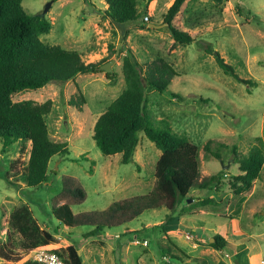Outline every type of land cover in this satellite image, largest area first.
I'll return each instance as SVG.
<instances>
[{"label":"rangeland","instance_id":"rangeland-1","mask_svg":"<svg viewBox=\"0 0 264 264\" xmlns=\"http://www.w3.org/2000/svg\"><path fill=\"white\" fill-rule=\"evenodd\" d=\"M173 1L137 0L139 19L124 27L104 16V0H22L28 14L43 15L49 4L44 16L51 29L39 36L44 43L76 50L86 63L113 59L111 69L117 75L111 81L104 73L78 74L64 83L51 82L14 95V101L51 100L45 115L49 135L66 142L68 154L53 156L47 181L29 187L20 174L30 142L23 151L20 141L2 150L0 139V244L6 241L10 212L26 204L57 245L71 243L80 250L83 264H258L264 247V164L246 192L234 195L228 179L239 172L238 162L251 147L260 145L264 153V0H185L172 21L192 34L189 44L175 42L164 22ZM125 28L128 32L122 40ZM127 48L139 63L162 57L173 65L178 75L166 91L146 92V108L153 119H166L173 131L186 134L198 146L200 179L220 170L226 175L219 190L201 191L202 197L212 196L204 211L191 215L189 198L172 211H145L124 225L138 229L142 238L130 235L121 243L128 234L121 236L123 225L87 236L90 226L63 225L52 215L51 203L61 192L63 176L75 178L85 192L82 202L71 203L74 214L102 211L114 201L147 194L153 187L160 150L143 133L128 163L120 161L121 154H102L92 137L96 119L125 87L121 65ZM211 50L231 64L239 77L256 85L225 74ZM79 92L84 103L77 108L69 100ZM209 140L211 151L220 158L204 149ZM182 215L188 219L181 227ZM175 224L181 232L170 241L186 256L162 237L164 225ZM217 235L227 241L221 249L212 245ZM13 239L17 244L13 261L0 258V264H27L32 253L19 247L18 234ZM160 248L170 257L162 258Z\"/></svg>","mask_w":264,"mask_h":264},{"label":"trees","instance_id":"trees-1","mask_svg":"<svg viewBox=\"0 0 264 264\" xmlns=\"http://www.w3.org/2000/svg\"><path fill=\"white\" fill-rule=\"evenodd\" d=\"M104 1V16L112 23L126 27L139 19L137 0ZM184 2L174 0L167 9L164 22L175 42L189 44L193 40L192 34L172 21ZM21 3L22 0H0V139L3 141L2 150L20 141V150L23 151L26 143L30 142L28 159L20 178L29 187H40L47 181L48 172H53L49 168L51 158L68 154V146L66 142L55 141L49 135L45 115L50 111L51 100L41 103L29 99L14 101V95L40 89L51 82L64 83L78 74L104 73L111 81L117 74L113 70L104 72L100 69L105 60L86 63L76 50L44 43L39 36L50 31V21L44 15L26 13ZM238 10L242 15V9ZM127 32V28L122 31V40ZM211 53L225 74L240 83L256 85L251 79L239 77L234 67L225 62L217 51L211 50ZM121 68L125 87L96 119L92 135L95 144L102 154H121L120 161L128 163L139 143V135L143 133L160 150V155L153 171V187L147 194L114 201L102 211L74 214L70 205L82 202L85 192L72 176L61 178V192L52 200L51 213L67 227L90 226L87 236L124 226L148 210L165 208L172 211L194 188L219 190L225 173L220 170L200 179L198 146L186 134L173 131L166 119H153L146 108V92L166 91L173 77L178 75L173 65L162 57L139 63L131 49L127 48ZM83 103L84 97L80 92L75 99L69 100V104L77 108ZM210 143V140L207 141L204 149L220 158L218 153L211 151ZM232 152L236 155L235 147ZM263 164V150L260 145H254L239 160V172L228 179L234 195L251 189ZM210 201L212 198L204 199L200 204ZM167 229H175V226ZM125 232L138 233V230L125 226ZM13 234L20 236L19 247L29 253L44 248L57 253L66 264H83L78 248L71 243L57 245L54 236L40 227L26 204L12 209L9 214L6 241L0 244V258L6 261H13L15 256L17 244ZM167 240L180 252L169 238ZM226 243L222 236L217 235L212 245L221 249ZM161 250V257L169 255ZM26 263L37 264L29 258Z\"/></svg>","mask_w":264,"mask_h":264},{"label":"crops","instance_id":"crops-1","mask_svg":"<svg viewBox=\"0 0 264 264\" xmlns=\"http://www.w3.org/2000/svg\"><path fill=\"white\" fill-rule=\"evenodd\" d=\"M224 166V165H223ZM224 168H226V166H224ZM227 172V171H226ZM229 173H230V171H229ZM224 175H226V174H224ZM205 189H207V188H203V189H199V188H194V189H192L191 190V192H189L188 193V195H187V198H189V199H187L188 200V205L187 206H191V208H189V212H190V214L192 215V214H197V213H200V212H202V211H204L207 207H206V204H208V203H206V204H200V202L202 201V200H204V199H208V198H205V197H202V196H204L203 195V192H201L202 190H205ZM194 193H196L194 196H193V194ZM210 198H212V196H209ZM192 206H194V207H192ZM184 215H182L181 216V218H180V226L182 227V226H184L182 223H184V220H187L188 218H185V216H184V218H182ZM173 226H175V229H167V227L169 228V226H165L164 225V228H163V230H164V234H163V238H165L166 240L169 238V240H170V237L171 236H174L175 234H178L179 232H181V230L180 229H178V224L176 225H173ZM125 227V226H124ZM129 228V227H128ZM130 229H132V228H130ZM165 229H167L166 231H165ZM135 230H138V229H135ZM124 234H126V232H125V228H124V232H121V236H123ZM191 234V233H190ZM132 236V238H134V237H136L137 239L138 238H142L141 236L142 235H139V233H128L127 234V236L126 235H124L125 237L123 238V240L121 241V243L122 242H125V240L129 237V236ZM187 236H189V234H187ZM118 237H120V236H118ZM167 242H168V240H167ZM227 242V241H226ZM167 244H169V242L167 243ZM174 244V243H173ZM227 244V243H226ZM158 245L160 246V243H158ZM175 245V244H174ZM172 247V246H171ZM178 247V246H177ZM179 248V247H178ZM174 249V248H173ZM175 250V249H174ZM263 250H264V247H262L261 249H260V251H259V260H260V257H261V255H262V252H263ZM78 251H80V250H78ZM161 248L159 249V252H160V254H161ZM175 251H177V250H175ZM178 253H181V254H183V255H185L186 256V254H184L181 250H180V252L179 251H177ZM236 254V253H235ZM80 255H81V252H80ZM167 256H169V255H167ZM166 257V256H165ZM170 257V256H169ZM139 258H141V256L139 257ZM163 258V257H162ZM177 260H181V258H177V257H175ZM259 260H258V264H259ZM236 264H237V262H236Z\"/></svg>","mask_w":264,"mask_h":264},{"label":"built area","instance_id":"built-area-1","mask_svg":"<svg viewBox=\"0 0 264 264\" xmlns=\"http://www.w3.org/2000/svg\"><path fill=\"white\" fill-rule=\"evenodd\" d=\"M147 20L148 18L145 17ZM147 242L144 241V245ZM30 260L37 264H66L63 259L55 252L44 248L36 249L32 252ZM259 264H264V250L259 260Z\"/></svg>","mask_w":264,"mask_h":264},{"label":"water","instance_id":"water-1","mask_svg":"<svg viewBox=\"0 0 264 264\" xmlns=\"http://www.w3.org/2000/svg\"><path fill=\"white\" fill-rule=\"evenodd\" d=\"M48 8H49V4H48V6L45 8V10L43 11L44 14L47 12ZM44 14H43V15H44ZM166 24H167V23H166ZM113 61H114V60L112 59V60H109V61L103 63V64L100 66V69L103 70L104 72H111V71H112V69H111V64H112ZM223 168H224V166H223ZM77 253H78V255H80V251H77Z\"/></svg>","mask_w":264,"mask_h":264}]
</instances>
